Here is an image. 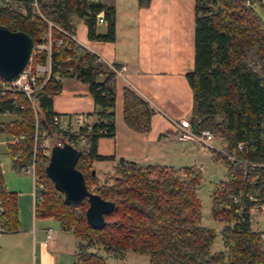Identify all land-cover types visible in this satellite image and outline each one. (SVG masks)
I'll list each match as a JSON object with an SVG mask.
<instances>
[{
	"label": "trees",
	"instance_id": "obj_1",
	"mask_svg": "<svg viewBox=\"0 0 264 264\" xmlns=\"http://www.w3.org/2000/svg\"><path fill=\"white\" fill-rule=\"evenodd\" d=\"M36 2L38 11L33 0H0V24L27 32L33 45L48 31L52 39L51 72L33 93L36 116L21 96L0 92V114H13L11 119H0V133L5 135L2 139L12 169L21 172L34 158L35 173L43 185L34 215L54 218L60 229L78 238L74 264H110L92 249L99 245L124 256V251L146 253L148 264H264V245L259 231L251 227V210L256 204L260 210L264 203V20L253 6L245 0H194V57L185 72L192 94L187 122L193 133L213 132L221 152L209 147L212 158L226 169L224 179L211 192L210 205L211 216L223 222L225 251H211L216 233L201 224L199 166L121 160L102 181L91 172L94 160L113 157L100 154L97 142L115 134V75L97 53L65 32L74 34L75 16L86 25L89 39L113 41L114 6L91 0ZM138 4L147 6L149 0H138ZM99 11L106 24L103 33L96 30ZM32 60L43 62L45 54L35 52ZM64 76L87 84L94 104L95 120L89 129L66 123L64 133L67 143L80 151L75 167L87 189L114 203L101 228L86 221V197L65 201L64 192L45 172L49 155L38 148L47 133L58 131L54 117L60 113L53 110L52 98ZM153 112L146 99L123 87L122 118L129 128L149 131ZM20 134L22 138L10 141ZM226 154H233L235 160ZM18 228L17 193L5 188L0 151V231Z\"/></svg>",
	"mask_w": 264,
	"mask_h": 264
},
{
	"label": "crops",
	"instance_id": "obj_2",
	"mask_svg": "<svg viewBox=\"0 0 264 264\" xmlns=\"http://www.w3.org/2000/svg\"><path fill=\"white\" fill-rule=\"evenodd\" d=\"M97 1L115 8L114 40L89 39L86 25L74 16L75 39L107 64L124 65L125 70L115 76V134L100 137L97 142L100 154L113 157L94 160L95 174L100 177L97 165L103 167L107 160L110 168L103 175L110 172L120 157L140 165H171L177 153L181 156L189 150L190 143L199 144L190 137H180V130L173 124V121L188 123L191 111L192 94L185 72L192 67L194 57V0H149L144 7L139 6L138 0ZM105 28V21L96 23L97 32L103 33ZM125 86L154 109L149 131L137 132L125 124L122 118ZM52 108L60 113L62 122L71 125L76 114H83L90 122L95 120L87 84L72 76L62 77L61 89L52 98ZM2 173L4 180L3 170ZM5 188L10 190L6 184ZM15 192L19 228L15 232L0 231V264H74L78 238L60 229L54 218L35 216L33 205L31 208L33 196L28 190L23 194ZM51 220L57 222V231ZM47 227L55 231L49 242L45 235Z\"/></svg>",
	"mask_w": 264,
	"mask_h": 264
},
{
	"label": "rangeland",
	"instance_id": "obj_3",
	"mask_svg": "<svg viewBox=\"0 0 264 264\" xmlns=\"http://www.w3.org/2000/svg\"><path fill=\"white\" fill-rule=\"evenodd\" d=\"M35 11H38L34 7ZM253 9L258 13V15L264 20L263 11L257 3L253 4ZM252 56V54H251ZM13 118L12 113H1L0 119H11ZM5 135L0 133V151H1V166L4 172V182L6 186L10 190H15L21 194L24 190L29 191V195L32 192V177L29 174H23L11 168L10 159L8 155L5 153L4 147V139H2ZM191 138V137H190ZM193 139V138H192ZM51 141V139H49ZM194 140V139H193ZM192 140V141H193ZM197 142V141H195ZM199 143V142H198ZM215 146L216 150L220 149L219 144L217 143V139L212 142ZM195 153V154H194ZM194 154V155H193ZM193 159H196V163H193ZM107 160L102 166H98V174L100 181L103 180V172L110 168V165ZM171 165L178 167L183 165H191L195 164L201 169V180L197 187L198 197L201 203V224L213 228L215 230V238L211 244V251H225V247L223 246L221 239V228L223 226V222L213 218L210 214V205H211V192L220 180L225 177V166L220 160H214L212 158V152L208 146L199 144H189V150H186L180 156V153H177L174 156L173 161L170 163ZM103 175V176H102ZM31 197V196H30ZM31 202V208H32ZM55 231L59 228L57 226V222L55 220H51ZM251 227L254 230H264V203L262 204L260 210H257L251 215ZM54 230V228H53ZM54 231V232H55ZM78 241V239H77ZM98 248H92L94 252L102 255L105 260L110 264H148V254L134 252V251H124L122 255L121 252H116V254L109 252L103 246L99 245Z\"/></svg>",
	"mask_w": 264,
	"mask_h": 264
},
{
	"label": "built area",
	"instance_id": "obj_4",
	"mask_svg": "<svg viewBox=\"0 0 264 264\" xmlns=\"http://www.w3.org/2000/svg\"><path fill=\"white\" fill-rule=\"evenodd\" d=\"M91 1H97V0H91ZM246 5H251L253 6L254 3H257L260 8L263 11L264 15V0H245ZM33 6L37 9V2L36 0H33ZM104 14L103 11H99L96 14V23H102L104 22ZM49 26L51 23H48ZM68 37L75 39L74 34L72 33H67L65 32ZM51 44H52V39L50 35V31H48L44 38L38 42L36 45H33L32 49V54L30 56L29 62L27 63L26 67L19 73V75L10 80H6L4 78L0 77V92L5 93V92H11L14 93L15 96H21L22 99L26 100L31 107L33 108V111L36 116V111H35V105L33 102V93L41 87V85L47 80L49 77V74L51 72ZM43 52L45 54V60L39 61V60H32L33 53L35 52ZM112 71L114 72V75H120L124 70L125 66H114L112 64H108ZM56 79H59V76H55ZM42 81V82H41ZM14 96V98H15ZM9 113V112H5ZM55 123H57V132H52L50 135L47 133V136L44 137L39 143L38 148L44 153V155H49L50 154V149L52 145H63V143H67V135L65 132L66 128V123L62 122L60 117L55 116L54 117ZM91 122L86 120L85 116L83 114H76L73 117V125L75 128L78 127L79 125H86L87 128H90ZM174 126L176 129L180 130V137L185 138V137H191L195 141L206 145L211 148H215V146L212 144L214 141V134L212 131L209 129H203L199 133H193L189 127L188 123H181L179 121H173ZM44 134V132H42ZM23 135L20 134L18 136H13L10 138V141L17 140L18 138H22ZM51 139V141L49 140ZM36 142V136L34 138ZM3 142V140H0ZM69 144V143H68ZM71 145V144H70ZM242 143L239 142L237 144V148L241 149ZM36 145H34L33 151H35ZM220 151L221 150H217ZM226 156L230 160H235V157L233 154H226ZM21 173L24 174H29L32 177V196H33V209H34V204L36 200L39 198V191L43 188L42 183L38 180V177L35 173V163H34V158L32 162L23 167L21 170ZM259 205L256 204L253 209L251 210V213L253 214L259 209ZM259 231V240L262 245H264V230H258ZM46 242H49L53 239L54 237V231L52 227H47L46 228Z\"/></svg>",
	"mask_w": 264,
	"mask_h": 264
},
{
	"label": "water",
	"instance_id": "obj_5",
	"mask_svg": "<svg viewBox=\"0 0 264 264\" xmlns=\"http://www.w3.org/2000/svg\"><path fill=\"white\" fill-rule=\"evenodd\" d=\"M32 49L33 39L27 32L0 24V77L16 78L29 62ZM79 152L68 143L52 145L45 172L55 187L64 192L65 201L77 202L86 197V221L93 228H101L105 224L104 215L112 210L114 203L87 189L82 173L75 167ZM91 172L94 174L95 170Z\"/></svg>",
	"mask_w": 264,
	"mask_h": 264
}]
</instances>
